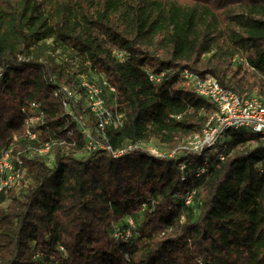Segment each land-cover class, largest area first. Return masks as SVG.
I'll return each mask as SVG.
<instances>
[{
    "label": "trees",
    "instance_id": "trees-1",
    "mask_svg": "<svg viewBox=\"0 0 264 264\" xmlns=\"http://www.w3.org/2000/svg\"><path fill=\"white\" fill-rule=\"evenodd\" d=\"M185 69L264 97V0H0V156L26 171L0 192V264H264V136L231 129L224 159L182 150L216 109ZM93 74L124 113L106 138L71 93ZM83 123L125 151L89 150ZM152 139L179 156L140 145ZM47 142L53 165L31 152Z\"/></svg>",
    "mask_w": 264,
    "mask_h": 264
},
{
    "label": "built area",
    "instance_id": "built-area-1",
    "mask_svg": "<svg viewBox=\"0 0 264 264\" xmlns=\"http://www.w3.org/2000/svg\"><path fill=\"white\" fill-rule=\"evenodd\" d=\"M118 56H122V52H117ZM149 78L153 82H160L161 75L150 73ZM80 85L84 89V94H73L78 100H83L84 106L96 116L97 129L101 137L106 138V131L109 129H118L124 124V113L121 111L112 110L107 103L106 92L115 93L116 88L110 85L103 75H94L92 77L82 76L80 78ZM183 86H193L198 95L209 99L214 103L216 109L209 115V119L203 129L188 139L186 143L181 146L184 151H193L201 154L209 150L213 154L219 156L221 159L225 158L224 147L227 133L231 129L246 128L258 132L264 136V97L252 95H239L233 89L223 86L220 81L212 75H198L185 69L183 71ZM70 93V92H69ZM66 110L73 114L70 103L64 101ZM32 115L25 119L26 132L29 138H36V133L32 130L33 126L40 121H43V111L39 104L34 103L32 108ZM81 131L87 139V148L89 150L96 148L111 149V146L103 141L92 136L91 130L85 125L81 124ZM139 145V144H138ZM144 146V143L140 144ZM51 144L47 142L43 147L39 148L42 155H49L53 161L54 155L51 153ZM131 147V146H130ZM129 147V148H130ZM148 149V148H146ZM157 155H167L178 157L179 153L172 150L169 153H158L154 149H148ZM125 149L113 151L115 156L122 154ZM14 154L11 149L3 150L0 156V192L4 189L12 187V182L17 176L19 180L23 179L22 172L24 169V162L18 155L13 162ZM12 161V162H11ZM199 167V173H204L207 168ZM186 167L185 163H180L181 170ZM9 169V170H8ZM14 171L11 175L8 172ZM24 173V172H23ZM21 181V180H20ZM19 181V183H20ZM194 191L188 193L185 197L187 203L193 201ZM132 222V220H130ZM132 225H134L132 223Z\"/></svg>",
    "mask_w": 264,
    "mask_h": 264
},
{
    "label": "rangeland",
    "instance_id": "rangeland-1",
    "mask_svg": "<svg viewBox=\"0 0 264 264\" xmlns=\"http://www.w3.org/2000/svg\"><path fill=\"white\" fill-rule=\"evenodd\" d=\"M251 145H253V143H250ZM249 144V145H250ZM144 147L145 148H148V149H154L155 150V152H158V153H169V152H171V150H169L165 145H163V144H161L160 142H159V140H157V139H152V140H150L149 142H145L144 143ZM31 152H32V154L33 153H38V154H40V152H39V148H37V149H31ZM14 154V153H13ZM20 156V154H14V158L16 159V157L17 156ZM46 160H48V163L50 164V165H53V161L51 160V158H50V156L49 155H46ZM14 158H11L12 160H13V162L15 161V159ZM12 162V161H11ZM25 169V168H24ZM9 170V169H8ZM24 172V173H23ZM22 172V174H23V177L25 176V170ZM9 174H11V175H13L14 174V171L12 170V171H10V172H8ZM21 181H22V178L20 179ZM19 180V178L16 176L15 178H14V180H13V182H12V187H10V188H7V189H4L3 191H6V192H8V190H14V191H18V189L21 187V181ZM19 181H20V183H19ZM9 201V198H4V199H0V205H3V204H5V203H7ZM195 210V209H194ZM197 212H198V210H197ZM122 223H124V224H130V223H132L131 221H130V217L128 216V217H126L124 220H123V222ZM135 224V223H134Z\"/></svg>",
    "mask_w": 264,
    "mask_h": 264
}]
</instances>
